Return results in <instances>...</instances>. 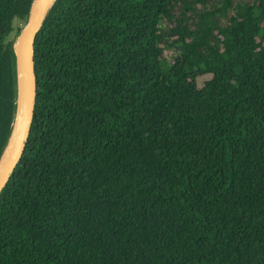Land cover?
<instances>
[{
	"label": "trees",
	"instance_id": "1",
	"mask_svg": "<svg viewBox=\"0 0 264 264\" xmlns=\"http://www.w3.org/2000/svg\"><path fill=\"white\" fill-rule=\"evenodd\" d=\"M32 1L0 0V156ZM33 49L0 264H264V0H54Z\"/></svg>",
	"mask_w": 264,
	"mask_h": 264
},
{
	"label": "water",
	"instance_id": "2",
	"mask_svg": "<svg viewBox=\"0 0 264 264\" xmlns=\"http://www.w3.org/2000/svg\"><path fill=\"white\" fill-rule=\"evenodd\" d=\"M53 2L54 0L32 1L26 23L14 43L17 60V99L12 132L0 156V191L19 161L29 134L36 95L34 39ZM10 141L12 145L4 159L5 150Z\"/></svg>",
	"mask_w": 264,
	"mask_h": 264
},
{
	"label": "rangeland",
	"instance_id": "3",
	"mask_svg": "<svg viewBox=\"0 0 264 264\" xmlns=\"http://www.w3.org/2000/svg\"><path fill=\"white\" fill-rule=\"evenodd\" d=\"M19 25H21L23 27L25 24L23 23V21L14 20V26L16 27V26H19ZM166 55H167V59H170L171 58V51H170V53H166ZM209 77H210L209 75H205V76L199 77L198 78V85L201 86L203 84V82L206 79H208Z\"/></svg>",
	"mask_w": 264,
	"mask_h": 264
},
{
	"label": "bare ground",
	"instance_id": "4",
	"mask_svg": "<svg viewBox=\"0 0 264 264\" xmlns=\"http://www.w3.org/2000/svg\"><path fill=\"white\" fill-rule=\"evenodd\" d=\"M11 145H12V141H10L8 147H7L6 150H5L4 159L7 157L8 153H9V151H10V147H11Z\"/></svg>",
	"mask_w": 264,
	"mask_h": 264
}]
</instances>
